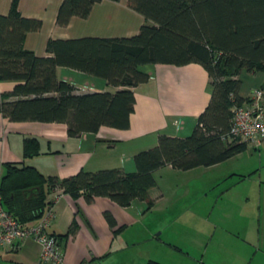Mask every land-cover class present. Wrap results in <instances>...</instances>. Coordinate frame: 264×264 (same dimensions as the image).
Returning a JSON list of instances; mask_svg holds the SVG:
<instances>
[{
	"label": "trees",
	"instance_id": "trees-1",
	"mask_svg": "<svg viewBox=\"0 0 264 264\" xmlns=\"http://www.w3.org/2000/svg\"><path fill=\"white\" fill-rule=\"evenodd\" d=\"M95 1L62 0L56 22L65 25L72 15L85 17ZM126 1L145 18L137 33L50 37L46 42L50 55H37L24 47V38L28 31L39 29L41 21L23 16L18 0H11L8 13H0V80L14 84L0 93V112L16 121H63L73 136L97 131L102 125L126 128L134 110V87L150 76L142 65L157 62L201 63L209 77V101L189 134L161 132L155 145L134 153L133 171L117 166L81 168L59 177L24 160L6 162L0 177L1 202L22 226L39 219L62 192L86 200L108 196L121 206L137 198L149 208L148 190L156 183L157 168L211 165L245 150L250 142L228 139L226 132L233 105L249 99L239 94L240 70H264V0ZM57 66L102 77L117 88L77 91L73 83L57 77ZM22 147L24 157L40 152L35 136L24 137ZM105 216L111 226L116 224L109 211ZM71 226L62 234L51 231L59 246ZM40 263L47 264L39 258ZM144 264L165 263L148 259Z\"/></svg>",
	"mask_w": 264,
	"mask_h": 264
},
{
	"label": "crops",
	"instance_id": "crops-1",
	"mask_svg": "<svg viewBox=\"0 0 264 264\" xmlns=\"http://www.w3.org/2000/svg\"><path fill=\"white\" fill-rule=\"evenodd\" d=\"M61 1L18 0V9L23 16L41 21L40 28L28 31L24 38V47L37 55H50L46 50L50 37L131 36L145 22L144 16L129 7L126 0H97L85 17L72 15L65 25H60L56 22V15ZM10 5L11 0H0V13H8ZM142 69L148 71L150 76L134 87V110L126 128L102 125L97 131L73 136L68 134V125L63 121H16L0 112V177L6 162L22 160L45 174L59 177L71 175L81 168L96 170L117 166L133 171L134 153L155 145L159 133L189 134L210 98L209 77L204 66L194 61L180 65L157 62L142 65ZM56 74L73 83L77 91H112L117 88L102 77L68 66H57ZM239 78V94L248 97L255 88L264 84V70L249 72L241 69ZM13 84V80H0V93L10 90ZM26 136L38 138V154L23 156V139ZM251 146L256 152L250 157L235 158L247 152ZM229 162L230 167L222 171L215 181L212 180L211 186L207 184L208 188L203 193L210 192L215 182L226 179L227 183L220 187L216 199L224 198L225 193L235 187L242 191L239 193L240 199L230 203L231 211L222 210L215 219L211 218L213 211L208 209L212 205L205 202L202 211L204 221L215 228L221 226L223 233L218 236L207 233L210 228L207 229L206 239L197 252L161 236L167 224L179 217L178 204L184 199L178 203L182 197L178 198V195L175 199L177 204L164 211L160 209L164 198L160 181L164 176L177 174V170L188 171L192 168L178 169L166 164L154 170L156 183L148 190L152 200L149 208L137 198L129 205L121 206L103 195L86 200L83 195L74 198L66 192L57 194L48 207L52 210L48 229L62 234L75 224L60 242L64 264H144L148 259L180 264L179 253L185 259L182 264H264V194H261L264 142L258 145L248 142L245 150L211 166L227 165ZM256 186L259 195H256ZM192 194L186 193L189 202L193 201ZM51 196L52 193L49 199ZM106 211L114 216V226L108 222ZM119 226L121 228L114 232ZM145 241L151 243V248L146 254H136V261L130 248ZM159 243L172 251L178 250L176 256L170 251L167 254L173 255L171 257L166 256L165 252L162 254ZM9 250L15 255L17 263L39 264L41 246L34 239H24L11 247L1 246L0 259ZM172 258L177 260L171 263Z\"/></svg>",
	"mask_w": 264,
	"mask_h": 264
},
{
	"label": "rangeland",
	"instance_id": "rangeland-1",
	"mask_svg": "<svg viewBox=\"0 0 264 264\" xmlns=\"http://www.w3.org/2000/svg\"><path fill=\"white\" fill-rule=\"evenodd\" d=\"M256 152L255 148L251 146L247 152H242L240 156H235V158L243 157L247 158L250 157L252 153ZM234 158V159H235ZM233 161V160H231ZM213 165V164H212ZM220 165V164H219ZM211 166V165H198L195 167H192L191 170H186V171H181L177 170V174H171L164 176L162 180L160 181L161 185L163 186L164 190V198L161 204L160 209L163 211L166 210L168 207H172L176 203V197L178 198L180 196V200L182 201L180 204H178V207L180 208L179 212V217L177 216L176 219H174L172 222L170 221L166 228L164 233L161 235L163 238L166 239H172L177 241V243L181 244L182 246H185L187 248H192L194 249L195 252H197L200 247L203 245L205 239H206V234L207 233H214V235L220 236L223 233V228L218 227L215 228L214 226L209 225L207 221H204V215L202 213L204 209V204L206 201L209 202L211 207L208 209L212 210L211 218L217 217L218 213L221 212L222 210L225 212L231 211V204L233 203L234 200L240 199L239 193L242 192L240 189L237 190L235 187L233 190H229L228 193H225L226 196L224 198H219L216 199L215 195L219 194L220 187L224 186V184L227 183V180L224 179L219 182H215L213 189L211 188L208 189V193H203L205 191V188L207 189V184L211 186L210 184H213L212 180H214L216 177H219L222 173V171L226 170L227 168L230 167L231 162H229L227 165L223 164L221 166ZM263 174H264V168L262 167ZM233 178V177H231ZM234 179V178H233ZM263 182H261L262 185V190L261 194H264V178H262ZM215 181V180H214ZM246 182H250V180H247ZM256 183V181L254 180ZM218 185V187H217ZM258 185V183H257ZM254 192H255V187ZM257 192L256 195H259L258 193V186H256ZM183 192L185 195L186 193L189 195L192 194L193 201L189 202V195L184 196ZM187 198V199H185ZM177 204V203H176ZM212 208V209H211ZM167 222V219H166ZM239 224L237 225V227ZM210 230H207L209 229ZM169 230V231H168ZM207 230V233H206ZM173 233H171V232ZM157 232H159L157 230ZM151 243L150 242H139L136 243V245L133 246V248H130L131 255L132 257H135L137 261V256L136 254L141 255L142 253L146 254L148 252V249L151 248ZM202 244V245H200ZM199 247V248H197ZM159 249L162 251V254L165 252L166 256L171 257V256H176V251H172L168 249L167 246H165L162 243H159ZM171 254H167L169 253ZM177 257H180V264H182L185 259L183 256L178 254ZM15 259V255H13L12 251H6L5 255L0 259V264H20L17 263ZM171 263H174L177 258H172ZM43 264V263H42Z\"/></svg>",
	"mask_w": 264,
	"mask_h": 264
},
{
	"label": "built area",
	"instance_id": "built-area-1",
	"mask_svg": "<svg viewBox=\"0 0 264 264\" xmlns=\"http://www.w3.org/2000/svg\"><path fill=\"white\" fill-rule=\"evenodd\" d=\"M264 91L257 87L249 99L232 107L231 123L226 137L241 139L256 145L264 142ZM52 210L48 208L34 223L20 225L14 215L2 206L0 195V246H13L31 238L40 246V260L47 264H64V254L58 239L48 229Z\"/></svg>",
	"mask_w": 264,
	"mask_h": 264
}]
</instances>
